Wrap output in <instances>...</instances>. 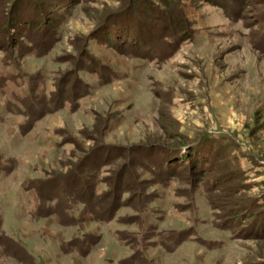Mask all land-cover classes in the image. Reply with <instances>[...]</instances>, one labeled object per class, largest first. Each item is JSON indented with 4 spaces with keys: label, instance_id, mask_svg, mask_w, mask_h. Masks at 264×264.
<instances>
[{
    "label": "rangeland",
    "instance_id": "obj_1",
    "mask_svg": "<svg viewBox=\"0 0 264 264\" xmlns=\"http://www.w3.org/2000/svg\"><path fill=\"white\" fill-rule=\"evenodd\" d=\"M121 2L0 0L2 12L26 17L16 31L7 27L11 37L0 34V264H123L139 247L150 264H264V210L246 201L257 189L233 194L229 180L221 184L197 166L189 177L182 171L158 181L136 161L154 147L226 135L235 164L250 175L244 181L264 179V0H179L192 36L157 59L142 52V42L160 25L173 27L157 14L140 17L135 7L143 4L127 12ZM59 20L55 40L53 28L41 45L24 35ZM130 34L138 56L125 54L135 50ZM83 50L101 78L86 68ZM58 83L79 94L59 105ZM106 150L110 158L97 172L105 182L94 194L125 169L135 198L123 191L106 222L94 220L87 191L73 202L49 198L71 172L81 184L92 181ZM116 152L124 156L111 159ZM37 180L42 202L26 188ZM186 229L192 238L171 248L167 234ZM76 238L82 254L68 244Z\"/></svg>",
    "mask_w": 264,
    "mask_h": 264
},
{
    "label": "trees",
    "instance_id": "obj_2",
    "mask_svg": "<svg viewBox=\"0 0 264 264\" xmlns=\"http://www.w3.org/2000/svg\"><path fill=\"white\" fill-rule=\"evenodd\" d=\"M157 2L160 3L161 8H158L156 2H151V0H122L120 4V8L123 7V9H126L127 12L131 10L134 6L138 4H143V6L140 5L139 7L138 5L137 7H135V9L139 12L138 15L140 17L145 18L151 16L152 14H157L158 18H162V21L165 24L173 27V30L169 31L166 25H160L159 27L152 29L149 35L147 36L148 38L144 42H142V52H146V54L148 53L147 57L154 56L156 59L170 55L172 52H174L178 44L192 36V31H190L187 22L188 20L186 19V17L184 19L180 15L181 13L179 10L181 9V6L179 4V0H157ZM124 16L125 14H122V16L119 17L113 16L110 19L108 18L109 20H107V22L113 20H115L114 23H116V21L119 22L125 19L123 18ZM1 20H3L5 24L1 25L0 34H6L7 38L11 37L10 33L8 36L9 30H7V27L8 29L11 28L16 31L20 24H24V22H26V17L22 13V11H15L14 13L12 11L9 15V13H5L4 11L2 12V10H0V21ZM59 22L60 20L56 23L51 24L46 22L45 25L48 26L42 27V29L38 28L39 30L33 29V26H30V29L26 31L24 35L27 34L28 38H30L29 40L32 41L33 44L41 45V40L39 39V37L41 35L45 37L46 35H48V33L50 35V31L53 28L54 30L53 33H51L50 37L51 39L55 40L59 37ZM28 24L29 23H26L27 26ZM44 28L49 29L46 31L44 30ZM113 28V35L115 37L117 35V31L114 26ZM23 31L24 28H21L18 34L21 35ZM36 31L40 32L35 34ZM151 35H156L155 39L152 41L150 40V38H152ZM129 36V42L127 43L129 44V46L132 45L135 50L133 49L132 51H125V54L128 56H138L137 53H140V51H138L136 48L137 41L135 40V38L137 36L136 34H130ZM29 51L34 52V49H29L28 52ZM82 53L85 59H89V62H85L84 60L86 68L88 67L87 69L91 70V72L97 73L98 67L93 62L92 58L90 59V56L86 53V51L83 50ZM6 61L7 60H5V62ZM97 75L99 78H101L100 74L97 73ZM3 83L4 78L0 77V86H2ZM75 90L76 89L73 88L67 89V85L62 87L58 83L57 85H55L54 92H57L56 97L58 96L55 101H60L59 105H62L66 100H68L66 96H69L68 98L71 99L76 98V94H79V90ZM65 92H67L68 94H66ZM229 140L230 139L226 135H220L216 139H211L207 134H205L200 138L185 143L182 146H177L174 149L167 147H154L153 150L150 152L148 151L146 155H139L136 161L139 167L149 173L153 177V179H156L158 181H167L171 180L172 178H179L183 174L182 171H186V175L189 177V175H192V170L194 169V167L197 166L198 170L201 171L200 174L207 173L208 175H215L216 178L219 179L218 181H221V184L229 180L231 186L230 192L233 194H239L241 192H244V190H246L247 188L257 189V194L253 195L250 200L246 198V201L250 203V206L253 210H264V190L261 189L262 186H264V179H259L254 183L244 181L250 175L247 174V171H241V169H239L235 164L238 160L236 155H234L236 147ZM182 148H184V153L181 152ZM108 153L109 150H106L103 158L96 161L95 165L92 166V171L94 174L91 175L93 176L92 181H84L81 184L80 179L76 175H74V173L71 172L68 176L59 179L60 181L58 182V184L62 182V186H57L53 188V191L51 195H49V198L52 200L62 195V197H60L62 202H73L74 200L77 201L76 199L80 198L79 196H81L80 194H78V191H81V194L87 191L88 198H94L93 201L87 200L88 208L93 212L94 220H96L97 222H106L108 219H110V213H112L113 209L120 204L118 200L120 194L123 191H130V197L132 199L136 197V194H134L136 183L124 178V175L128 173V171L124 169L123 174L118 176L117 174L115 175V173L113 172V175L108 180L107 178L104 179L107 180L108 186L105 192L101 194V196H97L94 194L93 189H96L97 183L99 184L101 181H103V179L99 178L97 172L101 171L103 162H106L110 158V156L108 157ZM117 156L122 157L124 156V154L116 152V154H114L111 159ZM182 163L184 164L183 166ZM254 173H256V171H254ZM200 174L197 173V178H192L194 179L193 181L198 182L199 179H201ZM66 178H70L72 180L67 181L65 183L64 180ZM212 183L218 184V182L213 181ZM41 187L42 183L40 180H37L35 183H29L28 181L26 185V188L32 189L36 193L37 199L42 202L43 197ZM244 197H246L245 194ZM98 200L103 201L101 206L95 204ZM191 232V229H186L183 232L174 230L172 232H169L172 234H167L166 239L171 240V248H173V246L179 245L184 240L192 238ZM68 244H71L72 246L75 245L76 249L78 248V254H82L86 251L83 246V242L79 238L71 240ZM212 245V242L207 243V246L209 247ZM63 249L65 250V248ZM137 262L139 264H150V260L147 259V257L145 256L143 247L136 248L135 251L130 256L123 259L121 263L135 264Z\"/></svg>",
    "mask_w": 264,
    "mask_h": 264
}]
</instances>
